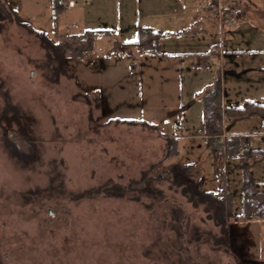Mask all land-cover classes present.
<instances>
[{
	"label": "rangeland",
	"instance_id": "obj_1",
	"mask_svg": "<svg viewBox=\"0 0 264 264\" xmlns=\"http://www.w3.org/2000/svg\"><path fill=\"white\" fill-rule=\"evenodd\" d=\"M47 1L20 0L18 21L0 20V264H264L261 217L239 215L227 242L218 243L221 228L205 205H195L166 177L153 181L155 192L106 191L115 184L128 188L161 162L167 134L178 138L179 150L168 164L192 165L206 191L232 192L241 213L244 166L256 164L262 181V159L248 165L241 156L224 159L206 140L178 131L182 123L184 134L198 132L203 105L196 97L208 80L218 81L222 64L198 69L189 59L130 47L109 54L114 40L108 36L96 39L92 56L59 64L51 43L84 31V18L81 7L68 8L56 26ZM222 2L241 11L239 23L258 3ZM105 15L121 28L116 39L136 40L134 13L122 20L114 11ZM182 41L169 40L161 49L178 51ZM110 119H143L157 129ZM23 130L37 150L29 162L6 142V134Z\"/></svg>",
	"mask_w": 264,
	"mask_h": 264
},
{
	"label": "crops",
	"instance_id": "obj_2",
	"mask_svg": "<svg viewBox=\"0 0 264 264\" xmlns=\"http://www.w3.org/2000/svg\"><path fill=\"white\" fill-rule=\"evenodd\" d=\"M2 0L6 6L13 5L17 9V17L20 16L21 4L20 0ZM31 5L37 0H29ZM51 5L47 6L53 12L54 23V0ZM213 0H89L85 3H79L74 7L62 9L63 13L70 12V9L81 7V15L84 21L82 26L85 30H112L113 40L116 39V31L121 32V28L107 20L109 17L105 15L106 11L115 12V16L122 20L123 15L134 13L137 19V32L139 27H152L163 33L161 44L171 40L182 39L180 50L161 49L159 55L177 57L180 60L189 59L193 66L198 65V69L204 66L207 70L212 69V63H220L223 66V72L219 75L222 91V106L224 114L226 113V131L231 136H240L244 139L243 146L250 149H264V116L260 114H249L243 116L228 115L229 108H237L247 103H263L264 102V10L257 9L262 6L264 0H246L248 3L258 2L255 6H248L245 17L236 27L230 25H220L218 20V7L212 8L210 2ZM220 3V4H219ZM219 6H222L226 12H233L234 9L226 8L222 0H218ZM37 6V5H36ZM245 12V10H244ZM59 14L58 17L60 19ZM107 20V21H106ZM121 26V25H120ZM83 32V31H82ZM80 33V32H79ZM236 33L238 35H236ZM70 34V33H69ZM198 36L203 41V48H198ZM240 36V37H238ZM102 37V36H100ZM99 38V37H98ZM97 38V39H98ZM137 38V36H136ZM120 41H125L119 39ZM135 41V40H133ZM131 41V42H133ZM160 44V46H161ZM135 48V47H130ZM161 48V47H160ZM136 49V48H135ZM137 50V49H136ZM138 51V50H137ZM214 51L211 58L203 61L200 55L202 52ZM140 53V52H139ZM143 54V53H142ZM210 65L207 67V65ZM189 69V67H188ZM220 70V69H219ZM206 86L201 87L198 92V102L202 105V96L205 91L214 83L208 80ZM203 107V106H202ZM188 105L183 103L182 111H185ZM198 132L184 134V127L181 123L178 131L184 138L206 140L203 133V108L199 111ZM185 122V128H188ZM208 147V146H207ZM254 155L248 157L249 160L256 158ZM263 164L264 160L262 157ZM256 164H250L249 170L254 177L260 182V186L264 189V180L256 177L252 169ZM264 219V217H261ZM233 226L235 219L231 220Z\"/></svg>",
	"mask_w": 264,
	"mask_h": 264
},
{
	"label": "trees",
	"instance_id": "obj_3",
	"mask_svg": "<svg viewBox=\"0 0 264 264\" xmlns=\"http://www.w3.org/2000/svg\"><path fill=\"white\" fill-rule=\"evenodd\" d=\"M212 8L218 4V0L210 2ZM55 21L57 22L58 15L66 6L69 7V0H54ZM226 12V11H225ZM228 13V12H227ZM16 10L6 6V3L0 0V20L6 18L18 21ZM25 26V23H20ZM112 30H85L80 33H70L62 35V39L58 43H51L58 57L54 59L61 64L66 62L71 56L74 59L82 60L94 54L96 39L100 36L111 37ZM163 33L152 27L141 26L137 32V38L133 42H124L114 40L113 46L109 54L119 55L125 51L127 47H135L140 53L160 54L161 39ZM214 51L202 52L200 55L203 61L211 58ZM203 105V133L207 135V144L214 147L218 140V131L216 125L221 122L223 117L222 106V91L221 82L218 80L211 85L202 96ZM227 114L234 116H243L249 114H260L264 116V102L253 104L247 103L242 107L229 108ZM123 122L127 124H141L149 126L153 129L155 125L143 119H110L111 121ZM159 130V129H158ZM161 133L162 131L159 130ZM163 134V133H162ZM166 139V157L151 168L143 171L142 179L140 181L131 182L128 188L115 184L110 188H106L109 194L124 195L128 189H138L140 191L155 192L152 186L153 181H157L166 177L174 186L182 187V193L189 198L191 202L196 204H204L209 218L213 219L215 224L221 228L222 236L217 239L218 243H226L227 236H230V225L232 219L243 217H264V189L261 188L260 182L254 177L247 166H244L243 173V189H242V211L240 214L236 213L234 208V197L232 192L215 193L206 191L203 188L202 181L195 178L194 169L192 165L182 164H168V161L176 156L178 150V138L175 136L163 134ZM6 142L12 154L24 162H29L37 156V150L32 143V139L26 130L21 131L20 134H6ZM244 139L240 136H231L225 140L223 146L224 159L232 156H241L244 159L258 155L264 160V149H250L243 146ZM161 167L167 170L164 174ZM160 170H157L159 169ZM222 167L220 166V171ZM221 174V172H220ZM157 193V192H156ZM42 194V193H40ZM234 227V226H233Z\"/></svg>",
	"mask_w": 264,
	"mask_h": 264
},
{
	"label": "built area",
	"instance_id": "obj_4",
	"mask_svg": "<svg viewBox=\"0 0 264 264\" xmlns=\"http://www.w3.org/2000/svg\"><path fill=\"white\" fill-rule=\"evenodd\" d=\"M89 0H69V6L70 7H74L76 5H78L80 2L81 3H85ZM220 12V11H219ZM222 12V11H221ZM220 12V13H221ZM241 11H238V12H225L223 10V14L221 16L220 19H222L221 22H224V23H227V25H230L231 27H236L238 24H239V21H238V17H239V13ZM239 14V15H238ZM210 65L208 64L207 67H209ZM216 130L218 131V140L214 146V150L216 151V153L218 154V156H222V147L224 146L225 144V140L230 137L229 134H227V132L225 131V125H224V115L222 117V120L220 123H218L216 125ZM212 151V150H211ZM214 151V152H215Z\"/></svg>",
	"mask_w": 264,
	"mask_h": 264
}]
</instances>
